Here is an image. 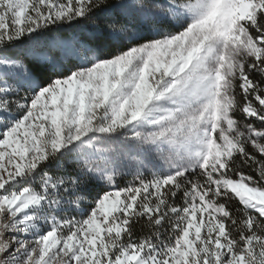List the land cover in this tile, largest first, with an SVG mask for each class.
Segmentation results:
<instances>
[{"label":"snow or ice","instance_id":"snow-or-ice-1","mask_svg":"<svg viewBox=\"0 0 264 264\" xmlns=\"http://www.w3.org/2000/svg\"><path fill=\"white\" fill-rule=\"evenodd\" d=\"M0 264H264V0H0Z\"/></svg>","mask_w":264,"mask_h":264}]
</instances>
